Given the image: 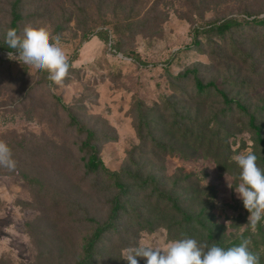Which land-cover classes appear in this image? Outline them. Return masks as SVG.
<instances>
[{
  "label": "rangeland",
  "instance_id": "1",
  "mask_svg": "<svg viewBox=\"0 0 264 264\" xmlns=\"http://www.w3.org/2000/svg\"><path fill=\"white\" fill-rule=\"evenodd\" d=\"M73 1L80 2L37 0L25 16L45 17L22 25V29L28 24L46 27L53 37L59 36L72 66L63 86L40 85L37 70L29 66L25 77L23 65L0 51V141L11 148L16 161L14 170L0 167V264H75L81 229L68 219L65 207L52 205L57 193L78 201L98 220L107 215L104 197L79 183L81 173L70 161H80L76 138L48 122L54 95L90 128L116 135L117 140L106 142L101 150L110 171H120L135 152L143 174L155 179L162 191L182 197V209L213 231L215 243L223 248L238 245L242 234L250 241L251 252L264 253V219L252 230L250 213L235 192L240 170L231 159L251 151L264 168L262 150L234 115L223 117L225 105L217 95L195 98L191 85L194 74L204 83L216 82L230 100L246 106L264 125V48L252 40L240 41L242 49L258 60L252 72L232 57L228 61V53L214 61L205 43L200 50L195 48L193 37L194 29L229 18L246 19V12L263 18L264 0H143L140 17L157 5V23L146 33L124 38L119 52L97 36L104 18L96 8L56 31L62 24V9L70 12ZM4 2L0 0V10L5 9ZM7 23L0 13V29ZM88 29L94 31L85 40ZM184 74L188 79L180 78ZM243 81L250 83L246 89L238 86ZM137 101L152 108V134L173 153L163 155L138 138ZM61 121L67 123V117ZM186 127L198 139L185 140L176 132ZM132 200L142 227L128 225L120 242L105 246L98 264H128L121 258L122 250L141 239L159 241L164 247L185 238L142 195ZM191 228L197 238L207 236L201 228ZM137 260L146 264L145 258Z\"/></svg>",
  "mask_w": 264,
  "mask_h": 264
},
{
  "label": "trees",
  "instance_id": "2",
  "mask_svg": "<svg viewBox=\"0 0 264 264\" xmlns=\"http://www.w3.org/2000/svg\"><path fill=\"white\" fill-rule=\"evenodd\" d=\"M37 0H5V9H1L0 13L3 20L7 21L5 29H0V51H10L5 43V34L8 29L15 28L18 32L22 31V25L33 19L45 17V15L37 16L36 13L25 16L27 10L35 6ZM143 0H84V5L80 2L72 3V10L66 11L62 9V24H57L56 31H63L65 25H69L73 21H79L82 17H87L89 11L98 9L103 12V20L101 23L102 30L97 36L106 43H112V47L118 52L121 51V41L129 36H135L137 33H146L157 23L155 17L156 8L154 5L150 8L148 14L142 18L139 15ZM264 14V12H262ZM246 19L229 18L210 23L208 26H202L194 29V46L201 49L205 43L210 48V57L217 61L223 53H228L229 57L248 65L250 71H255L258 60L250 53L242 49L240 41L242 39L252 40L262 48H264V17L259 18V14L246 12ZM255 17L254 19H250ZM94 30H84L85 40H88L89 34H93ZM2 32H4L2 34ZM137 61H141L138 54L133 55ZM142 62V61H141ZM24 76H29V67L23 65ZM70 63V68H71ZM37 75L41 78L40 85L49 88L52 82L47 78L46 72L37 71ZM182 80L188 79L187 74L181 75ZM193 94L195 98H210L217 95L221 99L225 108L222 109L224 118L235 116L238 123L253 137L257 146L262 150L264 157V125L260 123L259 118L251 114L248 108L238 101L230 100L227 94L220 90L217 83L211 81L204 83L198 75L194 74L191 78ZM248 81H243L238 86L246 89L249 87ZM52 112L48 122L53 127L59 129L67 137L76 138V148L80 156V161L73 162L75 168L81 173L79 183L105 199L107 215L104 220H98L92 216L88 209L81 205L78 201L70 199L62 193H57L53 197L54 207H65L67 209V217L79 229H81V250L79 258L75 264H98L103 260V251L107 244H111L114 240L121 241L119 236L127 231V226L142 227L138 208L133 203L132 198L137 195L142 197L148 203H153L161 209L166 217L173 221L175 227L183 233V237L199 239L200 243L217 244L213 238V231L205 224L196 220L182 207V197L171 192H164L158 186L155 179L143 174L135 152H132L126 164L120 171L112 172L104 164L101 158L102 145L106 142L117 140L113 133H103L99 130L90 128L83 122L78 115L71 111L70 106L64 104L58 96H51ZM137 112L136 133L142 143L151 145L155 150L163 155L173 153L174 150L169 145H164L152 134L151 116L152 108L146 107L142 101L136 102L134 108ZM67 117V123L63 124L62 117ZM44 118L46 116H43ZM182 133L183 139H198L195 131L189 127L176 131ZM31 181V180H30ZM182 217L179 220L178 217ZM81 225L87 227L82 230ZM191 226L201 228L207 232L206 237L197 238L192 235ZM241 240V238H240ZM239 240V242H240ZM236 246V243L230 244L229 247ZM225 247V249L229 248ZM259 264L264 263V253H257Z\"/></svg>",
  "mask_w": 264,
  "mask_h": 264
},
{
  "label": "clouds",
  "instance_id": "3",
  "mask_svg": "<svg viewBox=\"0 0 264 264\" xmlns=\"http://www.w3.org/2000/svg\"><path fill=\"white\" fill-rule=\"evenodd\" d=\"M5 43L10 49L9 60L46 72L53 84L63 86L69 76L70 63L59 36L53 37L46 27L28 24L20 32L8 29ZM231 159L240 170L235 192L250 213L248 223L255 230L264 219V168L258 165V157L251 151L234 154ZM0 167L9 170L16 167L13 152L4 141H0ZM226 180L232 188L231 181ZM249 243L242 234L240 243L227 249L187 237L169 241L164 247L159 241L141 239L136 245L123 249L121 258L128 264H138L137 257L145 258L146 264H259V257L250 251Z\"/></svg>",
  "mask_w": 264,
  "mask_h": 264
}]
</instances>
